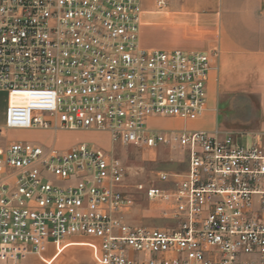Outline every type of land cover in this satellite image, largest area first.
<instances>
[{
    "label": "built area",
    "instance_id": "built-area-1",
    "mask_svg": "<svg viewBox=\"0 0 264 264\" xmlns=\"http://www.w3.org/2000/svg\"><path fill=\"white\" fill-rule=\"evenodd\" d=\"M142 16V0H0V255L81 236L100 241L101 264H264V133L150 127L203 118L212 66L205 53L142 48ZM33 130L179 150L187 170L159 176L174 188L145 185L177 226L127 221L133 200L109 152L6 137Z\"/></svg>",
    "mask_w": 264,
    "mask_h": 264
},
{
    "label": "crops",
    "instance_id": "crops-1",
    "mask_svg": "<svg viewBox=\"0 0 264 264\" xmlns=\"http://www.w3.org/2000/svg\"><path fill=\"white\" fill-rule=\"evenodd\" d=\"M166 1L167 9L159 10L157 0H142L140 44L146 50L211 57L208 109L192 129L232 132L229 113L243 102L257 118L249 127L241 126L264 133V0ZM0 94L6 95L0 107L4 115L8 98L6 92ZM100 248L97 239L74 236L58 245L43 242L38 251L29 247L18 257L0 255V264H101Z\"/></svg>",
    "mask_w": 264,
    "mask_h": 264
},
{
    "label": "rangeland",
    "instance_id": "rangeland-1",
    "mask_svg": "<svg viewBox=\"0 0 264 264\" xmlns=\"http://www.w3.org/2000/svg\"><path fill=\"white\" fill-rule=\"evenodd\" d=\"M8 103L9 95L7 93ZM6 95L0 94V107ZM253 102L252 105H255ZM232 132L254 134L248 127L257 118L251 106L245 103H236L232 107ZM230 117V116H229ZM225 116L221 118L224 122ZM253 120V121H252ZM5 122V114H0V126ZM194 123H181L172 119L155 118L149 122L150 127L167 129L195 128ZM257 128V127H256ZM258 133V132H257ZM7 139L10 141H24L43 145L44 147L55 146L58 149L68 150L81 144H87L90 148L102 149L109 152L112 158L120 162L125 172V186L128 197L132 198V208L129 211L127 221L135 225H146L155 228L173 229L177 225L170 220L164 219L162 207L158 203H151L145 197L147 187L150 182L163 189L174 188V184H160V174L170 175L173 181L179 180L176 175H182L188 166L187 157L182 155L179 150L170 147H162L154 151H145L133 146H123L112 143L111 137L107 132L99 131H60L58 133L33 130V131H9ZM144 182L143 184H139ZM138 184V185H136ZM142 186V187H141Z\"/></svg>",
    "mask_w": 264,
    "mask_h": 264
},
{
    "label": "bare ground",
    "instance_id": "bare-ground-1",
    "mask_svg": "<svg viewBox=\"0 0 264 264\" xmlns=\"http://www.w3.org/2000/svg\"><path fill=\"white\" fill-rule=\"evenodd\" d=\"M144 182H141V183H139V184H143ZM147 184H148V182H146ZM142 187V186H141Z\"/></svg>",
    "mask_w": 264,
    "mask_h": 264
}]
</instances>
